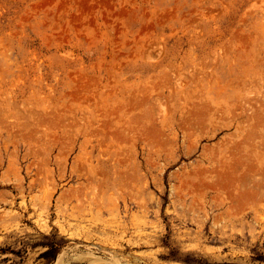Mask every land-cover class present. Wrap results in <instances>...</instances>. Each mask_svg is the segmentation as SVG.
I'll return each mask as SVG.
<instances>
[{"label": "rangeland", "instance_id": "374dc122", "mask_svg": "<svg viewBox=\"0 0 264 264\" xmlns=\"http://www.w3.org/2000/svg\"><path fill=\"white\" fill-rule=\"evenodd\" d=\"M93 263L264 264V0H0V264Z\"/></svg>", "mask_w": 264, "mask_h": 264}, {"label": "bare ground", "instance_id": "6f19581e", "mask_svg": "<svg viewBox=\"0 0 264 264\" xmlns=\"http://www.w3.org/2000/svg\"><path fill=\"white\" fill-rule=\"evenodd\" d=\"M83 257H84V256H83ZM80 258H81V257H80ZM95 258H96V257H95ZM99 259H100V258H99ZM92 260H93V259H92ZM57 261H58V260H57ZM102 262H103V261H102ZM102 262H101V263H102ZM101 263H100V264H101ZM109 263H110V261H109ZM93 264H94V263H93ZM97 264H98V263H97Z\"/></svg>", "mask_w": 264, "mask_h": 264}]
</instances>
